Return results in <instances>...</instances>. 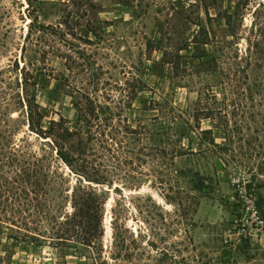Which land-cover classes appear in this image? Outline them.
<instances>
[{
    "label": "rangeland",
    "instance_id": "obj_1",
    "mask_svg": "<svg viewBox=\"0 0 264 264\" xmlns=\"http://www.w3.org/2000/svg\"><path fill=\"white\" fill-rule=\"evenodd\" d=\"M2 77L0 89L5 78L38 82L44 126L61 114L76 127L88 97L140 133L116 136L91 248L53 238L51 216L73 210L76 176L29 134L31 149L49 153V184L54 169L63 176V206L49 188V222H38L47 237L0 225V264H264V0H0ZM174 143L181 155H170Z\"/></svg>",
    "mask_w": 264,
    "mask_h": 264
},
{
    "label": "trees",
    "instance_id": "obj_2",
    "mask_svg": "<svg viewBox=\"0 0 264 264\" xmlns=\"http://www.w3.org/2000/svg\"><path fill=\"white\" fill-rule=\"evenodd\" d=\"M32 23L33 19L28 22L25 42L33 43L30 30ZM37 29L43 32L46 27L38 24ZM34 40L37 43L40 34L35 35ZM2 79L3 77L0 81ZM3 83L4 88L0 89V225L16 227V232L22 237H47L48 235L43 234L47 231L46 227L38 222H49V188L53 193L55 210L59 211L63 206L61 197H65V194L61 190V184L56 182L57 178L61 181L63 176L54 169L49 184V153L42 148L39 151L31 149L29 134L36 133L37 137L45 139L44 142L55 150L56 158L76 176L70 196L73 210L63 216L64 222H59V215L51 216L55 225L53 238L81 242L91 248L90 244L99 235L95 228L101 224L105 199L101 198L104 191L98 192L97 185H111L113 181V162L118 160L115 153L116 136L122 133L121 138L127 141V134L140 132L132 130L127 124L114 125L111 112L108 111L107 115L102 116V110L107 107H101V104L88 97L84 101L80 100L77 105L76 127H70L69 121L61 114L56 119H50L47 126H44L42 122L47 116V106L38 103L30 89L31 85L36 87L38 82L34 80L28 84L27 80L21 78L13 83L5 78ZM13 84L20 86V89L15 90ZM13 110L18 111L16 116L12 115ZM163 115H169L171 123H176L177 118L181 117L173 108L163 112ZM23 125L26 126L25 130H22ZM180 125L179 134H182L188 122L182 121ZM20 131L22 134H19ZM147 133L148 138L155 134L151 130ZM127 146L125 142L123 147ZM182 149L181 144L174 143L169 148L170 155H181ZM123 152L125 160L122 164L126 165L129 163L126 160L129 151L124 149ZM158 152L166 151L160 149ZM125 175L126 179H135L127 172ZM31 208L35 209V217H32ZM34 218L35 220H29ZM34 221L37 222L34 224ZM58 224L62 228L56 229Z\"/></svg>",
    "mask_w": 264,
    "mask_h": 264
},
{
    "label": "built area",
    "instance_id": "obj_3",
    "mask_svg": "<svg viewBox=\"0 0 264 264\" xmlns=\"http://www.w3.org/2000/svg\"><path fill=\"white\" fill-rule=\"evenodd\" d=\"M257 223L260 224V226H264V220L260 218L259 216L257 217ZM258 233H260L258 243L264 248V231L258 232Z\"/></svg>",
    "mask_w": 264,
    "mask_h": 264
},
{
    "label": "bare ground",
    "instance_id": "obj_4",
    "mask_svg": "<svg viewBox=\"0 0 264 264\" xmlns=\"http://www.w3.org/2000/svg\"><path fill=\"white\" fill-rule=\"evenodd\" d=\"M107 205L110 206V199L107 202ZM109 220V219H108ZM110 229V228H109ZM109 231V230H108ZM110 232V231H109Z\"/></svg>",
    "mask_w": 264,
    "mask_h": 264
}]
</instances>
